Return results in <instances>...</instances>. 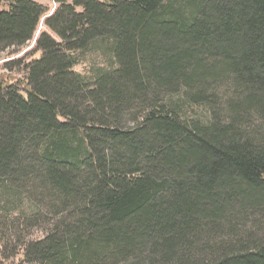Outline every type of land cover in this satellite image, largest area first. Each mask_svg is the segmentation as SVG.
Returning <instances> with one entry per match:
<instances>
[{"label":"trees","instance_id":"trees-1","mask_svg":"<svg viewBox=\"0 0 264 264\" xmlns=\"http://www.w3.org/2000/svg\"><path fill=\"white\" fill-rule=\"evenodd\" d=\"M55 1L0 79V264H264V0ZM45 12L0 0V50Z\"/></svg>","mask_w":264,"mask_h":264},{"label":"rangeland","instance_id":"rangeland-1","mask_svg":"<svg viewBox=\"0 0 264 264\" xmlns=\"http://www.w3.org/2000/svg\"><path fill=\"white\" fill-rule=\"evenodd\" d=\"M40 5L46 8V12L40 17L37 29L33 35V38L29 40L25 45L18 48L15 52H11L10 49L0 50V79L7 80L8 82L17 81L20 83V86L23 87L25 83V72L23 69V64L30 61L33 58L39 56V52H34V46L36 39L42 32L48 33L55 40H58L57 36L44 24V21L47 17L51 16L56 10L58 4L55 0H33ZM70 1V0H68ZM104 1V0H99ZM3 8H6V4L2 5ZM101 57L95 53L91 52L86 55V57L74 66V70L90 78V71L94 65L102 64ZM218 103H222L224 94L220 92ZM203 120H207L208 112L203 107H196L195 114ZM33 237H40L41 230L35 228L33 231ZM20 256H18L19 258ZM17 258V259H18Z\"/></svg>","mask_w":264,"mask_h":264}]
</instances>
